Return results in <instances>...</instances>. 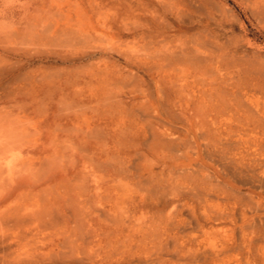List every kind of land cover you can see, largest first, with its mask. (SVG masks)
I'll return each mask as SVG.
<instances>
[{"label": "rangeland", "instance_id": "1", "mask_svg": "<svg viewBox=\"0 0 264 264\" xmlns=\"http://www.w3.org/2000/svg\"><path fill=\"white\" fill-rule=\"evenodd\" d=\"M208 253L264 264V0H0V264Z\"/></svg>", "mask_w": 264, "mask_h": 264}, {"label": "bare ground", "instance_id": "2", "mask_svg": "<svg viewBox=\"0 0 264 264\" xmlns=\"http://www.w3.org/2000/svg\"><path fill=\"white\" fill-rule=\"evenodd\" d=\"M159 1H163V0H159ZM204 54V53H203ZM211 55V54H210ZM206 56V55H205ZM204 56V57H205ZM157 57L163 61V62H167L170 63L171 61H179L182 64H188L191 67L194 68L195 71H199L200 68L202 67V65L204 63L207 62L206 59L202 58V52L200 51V49L197 47V45L195 44H191L190 46H184L181 47L180 50L178 51V53L174 54L173 52L168 53L167 50L164 52L161 51L158 53ZM214 57V56H213ZM203 70V69H202ZM203 72V71H202ZM257 123V122H256ZM262 124V123H261ZM258 123V125H261ZM219 250V249H218ZM217 251V250H216ZM213 252V251H212ZM220 252V251H219ZM193 253V252H192ZM207 255V253H205ZM209 254V253H208ZM210 255V254H209ZM223 254L220 253H214L212 255H210L209 257V263L211 264H217V260H221V258L224 256H222ZM238 255V254H237ZM226 256V255H225ZM235 256V255H234ZM192 257V256H191ZM197 257V256H196ZM221 257V258H219ZM207 260V259H206ZM241 260V259H240ZM255 261V260H254ZM262 261L264 262V256L262 257ZM196 264H206V261L201 262L200 259H197ZM219 262V261H218ZM233 262V261H232ZM189 263V262H188ZM248 263V262H246ZM208 264V263H207ZM236 264H245L242 263L238 260V262Z\"/></svg>", "mask_w": 264, "mask_h": 264}]
</instances>
